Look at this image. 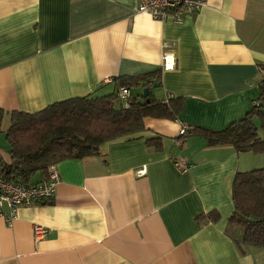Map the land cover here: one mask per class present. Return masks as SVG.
Returning a JSON list of instances; mask_svg holds the SVG:
<instances>
[{
	"label": "crops",
	"instance_id": "crops-1",
	"mask_svg": "<svg viewBox=\"0 0 264 264\" xmlns=\"http://www.w3.org/2000/svg\"><path fill=\"white\" fill-rule=\"evenodd\" d=\"M138 3L0 0L3 120L150 72L155 99L183 102L173 120L146 117L145 130L104 142L99 154L57 163L52 198L18 206L10 221L0 215V264H264V248L239 251L242 229L229 223L234 175L264 167V153L176 139L182 125L223 129L258 99L264 0H207L181 23ZM253 122L264 138V118ZM36 225L46 228L38 239Z\"/></svg>",
	"mask_w": 264,
	"mask_h": 264
},
{
	"label": "trees",
	"instance_id": "trees-1",
	"mask_svg": "<svg viewBox=\"0 0 264 264\" xmlns=\"http://www.w3.org/2000/svg\"><path fill=\"white\" fill-rule=\"evenodd\" d=\"M113 91L103 95L71 97L53 102L28 113H8L5 131L9 160L0 161V177L23 185L36 183L46 176L50 166L67 159H83L99 154L101 145L111 139L133 136L143 130L144 119L173 120L182 109V99L158 100L153 89L159 88L156 72L113 79ZM126 87L146 89L147 95L130 93L123 102L118 90ZM264 78L259 97L239 120L223 129L193 125L178 134L184 141L199 136L207 146H232L237 152L264 153V138L258 136L253 118H264ZM3 113L0 111V126ZM148 146L161 147L159 137L146 139ZM233 209L229 223L242 229L235 244L240 252L246 247L264 248V167L238 171L231 190Z\"/></svg>",
	"mask_w": 264,
	"mask_h": 264
},
{
	"label": "built area",
	"instance_id": "built-area-1",
	"mask_svg": "<svg viewBox=\"0 0 264 264\" xmlns=\"http://www.w3.org/2000/svg\"><path fill=\"white\" fill-rule=\"evenodd\" d=\"M137 11L149 14L152 18L166 22L181 23L190 15L199 11L206 4L207 0H138ZM113 79L106 78L105 83H112ZM130 91L126 87L118 90V97L125 102ZM182 125L179 134L186 129ZM178 170L184 171L187 166L184 162H175ZM143 170L137 171L142 174ZM59 181V174L55 165L49 167L46 176L30 185H23L16 182L6 181L0 177V215L8 221L15 217L18 206H29L34 203H41L52 198ZM4 208L8 210L4 212ZM46 228L40 225L34 227L35 239L44 236Z\"/></svg>",
	"mask_w": 264,
	"mask_h": 264
},
{
	"label": "rangeland",
	"instance_id": "rangeland-1",
	"mask_svg": "<svg viewBox=\"0 0 264 264\" xmlns=\"http://www.w3.org/2000/svg\"><path fill=\"white\" fill-rule=\"evenodd\" d=\"M141 92L143 93V89L141 90L140 88H135V87L131 89V93L133 96H137ZM154 95H156V94H154ZM8 125H9V120L4 119L1 126H0V148H1V150H6L8 148L7 142L5 140V131H6V128L8 127ZM3 152H5V151H3Z\"/></svg>",
	"mask_w": 264,
	"mask_h": 264
},
{
	"label": "water",
	"instance_id": "water-1",
	"mask_svg": "<svg viewBox=\"0 0 264 264\" xmlns=\"http://www.w3.org/2000/svg\"><path fill=\"white\" fill-rule=\"evenodd\" d=\"M143 93H144V95H147V91H146V89L143 90Z\"/></svg>",
	"mask_w": 264,
	"mask_h": 264
}]
</instances>
